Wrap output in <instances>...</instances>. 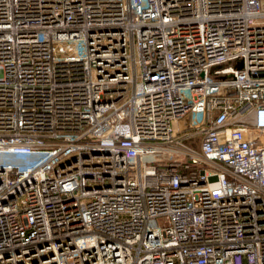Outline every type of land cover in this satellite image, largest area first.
<instances>
[{"label": "built area", "instance_id": "built-area-1", "mask_svg": "<svg viewBox=\"0 0 264 264\" xmlns=\"http://www.w3.org/2000/svg\"><path fill=\"white\" fill-rule=\"evenodd\" d=\"M0 264H264V0H0Z\"/></svg>", "mask_w": 264, "mask_h": 264}, {"label": "rangeland", "instance_id": "rangeland-1", "mask_svg": "<svg viewBox=\"0 0 264 264\" xmlns=\"http://www.w3.org/2000/svg\"><path fill=\"white\" fill-rule=\"evenodd\" d=\"M188 123L187 122H179V121H175L173 122V130H174V134L177 137H181L183 135L182 132V128L185 127ZM221 139V138H220ZM190 145H194L191 141L188 142Z\"/></svg>", "mask_w": 264, "mask_h": 264}, {"label": "crops", "instance_id": "crops-1", "mask_svg": "<svg viewBox=\"0 0 264 264\" xmlns=\"http://www.w3.org/2000/svg\"><path fill=\"white\" fill-rule=\"evenodd\" d=\"M194 145H197V141H196V142H194Z\"/></svg>", "mask_w": 264, "mask_h": 264}]
</instances>
